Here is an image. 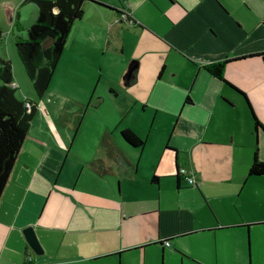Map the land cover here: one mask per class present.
Returning <instances> with one entry per match:
<instances>
[{"label":"crops","instance_id":"1","mask_svg":"<svg viewBox=\"0 0 264 264\" xmlns=\"http://www.w3.org/2000/svg\"><path fill=\"white\" fill-rule=\"evenodd\" d=\"M97 1L71 33L87 67L118 56L113 124L77 155L34 126L38 109L0 200V264H264V176H249L256 148L264 161V0ZM223 60L222 80L205 66Z\"/></svg>","mask_w":264,"mask_h":264},{"label":"rangeland","instance_id":"2","mask_svg":"<svg viewBox=\"0 0 264 264\" xmlns=\"http://www.w3.org/2000/svg\"><path fill=\"white\" fill-rule=\"evenodd\" d=\"M37 17L38 9L33 3L0 0V58L12 63L17 97L38 104L36 128L40 130L45 125L57 131L56 134L73 144L77 155L93 151L100 130L105 124H113L115 106L111 85H114V68L105 66L107 59L113 60L118 56L104 54L105 48H100L90 58L92 66L87 67L81 59L84 49L77 47V37L71 33L50 87L40 99L16 49V42L27 39L28 28L36 22Z\"/></svg>","mask_w":264,"mask_h":264},{"label":"trees","instance_id":"3","mask_svg":"<svg viewBox=\"0 0 264 264\" xmlns=\"http://www.w3.org/2000/svg\"><path fill=\"white\" fill-rule=\"evenodd\" d=\"M87 1L100 4L97 0H24L26 4L36 5L38 17L28 28L27 39L16 42V49L40 99L50 87L69 35L74 25L83 18ZM228 61L207 64L205 68L223 80ZM13 85L12 63L0 58V200L38 112V104L19 99L17 88ZM255 122L256 127L261 126L256 117ZM121 137L133 147L145 146V140L130 128L123 129ZM249 176H264V161L259 158L258 148L254 153ZM157 179V176L153 177V180Z\"/></svg>","mask_w":264,"mask_h":264},{"label":"water","instance_id":"4","mask_svg":"<svg viewBox=\"0 0 264 264\" xmlns=\"http://www.w3.org/2000/svg\"><path fill=\"white\" fill-rule=\"evenodd\" d=\"M25 237L27 239L28 245L37 255H41L44 253L43 247L40 243V240L33 228V226H29L24 230Z\"/></svg>","mask_w":264,"mask_h":264},{"label":"built area","instance_id":"5","mask_svg":"<svg viewBox=\"0 0 264 264\" xmlns=\"http://www.w3.org/2000/svg\"><path fill=\"white\" fill-rule=\"evenodd\" d=\"M119 21L120 22H129L130 24H134L135 23V21L132 20L130 18V16L128 14H126V13H123L121 15V18L119 19ZM187 173L188 172H187V170L185 168H182V169L179 170V174L181 176L185 177L190 185H192V186L195 185L196 184V180L193 177H189ZM165 244L168 246L169 242H165Z\"/></svg>","mask_w":264,"mask_h":264}]
</instances>
